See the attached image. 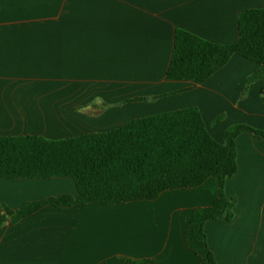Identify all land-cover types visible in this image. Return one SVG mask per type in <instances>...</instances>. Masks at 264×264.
<instances>
[{
	"label": "crops",
	"instance_id": "crops-1",
	"mask_svg": "<svg viewBox=\"0 0 264 264\" xmlns=\"http://www.w3.org/2000/svg\"><path fill=\"white\" fill-rule=\"evenodd\" d=\"M262 8L264 0H0V137L62 140L189 107L219 143L237 124L264 131V79L248 83L259 64L234 55L203 84L167 77L177 29L229 45L240 14ZM236 143L238 173L225 185L235 207L204 231L218 264H264V139L243 133ZM64 195L78 197L73 179H0V219L5 207ZM218 196L211 177L153 201L46 206L5 222L0 264H202L187 231Z\"/></svg>",
	"mask_w": 264,
	"mask_h": 264
},
{
	"label": "trees",
	"instance_id": "trees-1",
	"mask_svg": "<svg viewBox=\"0 0 264 264\" xmlns=\"http://www.w3.org/2000/svg\"><path fill=\"white\" fill-rule=\"evenodd\" d=\"M239 33L237 42L223 45L177 29L167 77L203 84L234 55H240L260 65L248 83L264 79V8L241 13ZM243 133L264 139V131L237 124L225 131L224 143H219L200 110L189 107L132 120L110 132L62 140L0 137V179L70 178L78 189L77 198L71 195L50 198L27 203L17 211L5 207L0 232L9 219L15 224L46 206H116L153 201L164 192L197 188L215 177L219 182V196L211 206L193 213L187 243L202 258V264H218L204 227L235 207L236 200L226 197L225 185L238 173L236 142ZM227 219L231 222L233 216ZM123 261L147 263L125 258Z\"/></svg>",
	"mask_w": 264,
	"mask_h": 264
}]
</instances>
